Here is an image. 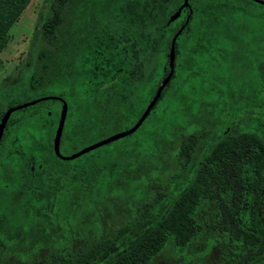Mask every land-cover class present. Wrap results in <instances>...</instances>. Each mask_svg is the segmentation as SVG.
I'll return each mask as SVG.
<instances>
[{
	"label": "rangeland",
	"instance_id": "374dc122",
	"mask_svg": "<svg viewBox=\"0 0 264 264\" xmlns=\"http://www.w3.org/2000/svg\"><path fill=\"white\" fill-rule=\"evenodd\" d=\"M7 1L0 5L5 31L0 110L11 101L63 93L68 112L60 151L65 155L125 130L139 118L169 64L168 45L185 14L182 8L171 19L183 0H71L57 32L60 62L45 72L39 88L31 89L40 33L54 0H23L17 14L12 9L21 0ZM190 2L192 19L177 39L174 77L139 132L60 160L52 147L60 105L48 100L13 115L5 145L10 159L5 147L0 151V264L48 263L55 256L74 255L132 223L93 263L109 264L158 224L195 175L218 130H250L264 137V5L254 0ZM105 51L102 61L115 59L116 73L124 76L119 93L113 72L106 76L109 67L104 71L105 65H98ZM98 101L104 106L94 104ZM199 133L187 164L172 181L179 141ZM66 167L73 186L65 200L48 203L20 186L33 181L28 177L33 170L40 186L46 174ZM259 213L264 216V186ZM219 218L215 201L202 199L196 237L182 250L168 241L151 264H223L222 252L230 244L218 229ZM253 264H264V256Z\"/></svg>",
	"mask_w": 264,
	"mask_h": 264
},
{
	"label": "trees",
	"instance_id": "16d2710c",
	"mask_svg": "<svg viewBox=\"0 0 264 264\" xmlns=\"http://www.w3.org/2000/svg\"><path fill=\"white\" fill-rule=\"evenodd\" d=\"M69 1L71 0H54L48 18L42 26L40 33L41 43L37 52V61H39V63L37 71H35L29 79V86L31 89L39 88L46 74L45 72L52 71L54 63L58 65L60 62L62 48H58L61 38L58 39L57 32H59V27L65 19L64 9ZM5 3L8 4L9 1L0 0V5ZM22 7L23 0L18 1L12 10H16L15 14H17ZM190 7L191 2L189 0L188 6L185 8ZM12 14L13 11L6 16V20L10 18ZM187 14L189 16V18L187 17L188 21L183 20L181 26H178L174 32L175 34L177 30L183 26L174 43L175 53H177L178 48L177 39L188 31L193 11H189ZM3 38H5V31L3 32V30H1L0 25V48L5 42ZM76 38L77 37H71V41H75ZM108 53L109 51L102 52L98 65H105L103 68L104 71L106 66L107 68L109 67L107 73L105 72L106 76L112 75L113 72L115 78L114 84L117 93H119V90H122V82L120 81L124 76L120 73H116L114 68L115 59L110 58L108 64L102 61L101 58L108 56ZM174 71L175 68L173 67L169 80L162 88L160 96L156 100L151 111L156 108L164 98L167 86L174 77ZM164 72L165 74L157 84V89L163 79L170 73L169 64L166 65ZM91 77L94 78V75L92 74ZM101 78L106 77L102 76ZM108 80L109 79H107V81ZM155 92L152 97L155 95ZM57 95L65 99L63 93L60 92ZM107 99L108 104L113 102V98ZM48 100L56 102L58 106L61 105V102L57 99ZM48 100H42L38 102V104L36 103L11 113L1 138L0 151L7 145V133L13 128V123L11 122L13 115L29 108L41 106ZM20 103V101H11L9 102V107ZM94 104L99 107L104 106L102 101H98V103ZM4 111L5 110H0V118ZM151 111L137 130L124 138L139 132L146 123ZM44 113L45 116H48L46 111ZM29 119L30 118H28L27 121ZM217 133L218 136H216L215 142L211 144L203 160L199 162L195 175L187 182L185 187L181 189L179 196L160 218L158 224L150 228L135 242L122 250V252L109 264H151L154 256H156L170 240L175 248L182 250L199 232L200 225L197 221V211L202 199L214 200L220 212V218L217 224L218 229L220 232L227 235L230 244L229 248L222 252L221 258L223 264H253L258 258L264 256V216L259 213L262 189L264 186V137L250 130H239L235 132L224 129L221 131L218 130ZM202 134L203 133H199L198 135L187 134L185 139L179 141L174 155L175 164L172 166L174 169L171 178L172 181L176 179L187 164L194 151V146ZM7 149L6 147L3 149V151H5L4 155L6 158L8 157L10 159ZM54 157L57 158L56 155H54ZM1 160L2 159H0V162ZM67 169L68 167L63 169V171L53 169L52 173L50 172L45 175L43 183L40 186L37 184L36 170L30 173L32 177L28 176L29 180H33L32 182L27 181V183L24 184V182L21 181V184H13H20L27 194L36 192L43 195L45 200H48V203H54L57 202V200H65L67 192L71 190L73 186V182L69 179L70 176ZM55 178H58L59 182L54 185L53 180ZM77 195L78 197L81 196L78 193ZM55 210H57V208H55ZM244 214H248V218L243 220ZM131 225L132 223H126L111 237H106L99 241L95 240L87 249L74 255L55 256L48 261V263H46V261H37L30 264H93L110 247L116 245L120 238L131 229Z\"/></svg>",
	"mask_w": 264,
	"mask_h": 264
},
{
	"label": "water",
	"instance_id": "95a60500",
	"mask_svg": "<svg viewBox=\"0 0 264 264\" xmlns=\"http://www.w3.org/2000/svg\"><path fill=\"white\" fill-rule=\"evenodd\" d=\"M254 1L258 2V0H254ZM188 3H189V0H183L182 4L179 6L176 13L171 17V19L172 20L175 19L179 15L181 9L188 6ZM261 4L264 5V3H261ZM182 28H183V26L177 30V32L173 35L172 40H171L170 59H169L170 73L168 74V76H166L163 79L162 83L160 84V86L156 90L155 95L152 97V99L149 101V103L145 107V109L142 112V114L140 115V117L137 119V121L131 127L127 128L125 130H122V131L115 132V133L109 135L108 137L101 139V140H99L95 143H92L90 145L84 146L81 149H79L78 151H75L69 155H63L60 152V140H61V135H62V131H63L65 118L67 116L68 106H67L66 101L63 98L53 96V95H46V96H42V97H37L35 99H31L29 101L22 102L20 104L15 105V106L8 107L4 111L2 117L0 118V142H1V138H2L3 133H4L5 126H6L7 121H8L12 112H14L15 110H18V109L25 108L27 106L34 105V104H36L42 100H48V99H59L62 103L61 108H60L59 120H58V123L56 126V130H55L53 142H52L54 154L56 156H58L60 159H63V160L74 159V158L80 156L81 154H84V153H86L92 149H95V148L100 147L104 144L110 143V142L115 141L117 139L123 138L127 135H130L131 133H133L134 131L137 130V128L142 124V122L145 120L147 115L150 113V111H151L152 107L154 106L156 100L160 96L162 88L164 87L165 83L169 80V77H170V75L173 71V67H174V57H175V55H174V43L176 41L178 34L182 30Z\"/></svg>",
	"mask_w": 264,
	"mask_h": 264
},
{
	"label": "flooded vegetation",
	"instance_id": "af4514ba",
	"mask_svg": "<svg viewBox=\"0 0 264 264\" xmlns=\"http://www.w3.org/2000/svg\"><path fill=\"white\" fill-rule=\"evenodd\" d=\"M183 11H185V14H183V17L181 18V21H180V23H179V26H181V24H182V21L184 20V21H188V19H187V17L189 18V16H188V14L187 13H189V11H192V8L190 7V8H185ZM181 16V15H180ZM175 20V19H174ZM180 40L178 41V48H177V52H178V50H179V46H180ZM170 46H171V40H170V42H169V45H168V47H169V50H170ZM177 53H175V48H174V55H176ZM145 55L147 56L148 55V53H145ZM166 67V66H165ZM164 74H165V72H164ZM61 102V101H60ZM61 105H62V103H61ZM61 105H60V108H61ZM68 112V111H67ZM48 114H49V112H48ZM61 143V142H60ZM60 147H61V144H60ZM61 152V151H60ZM53 153H54V151H53ZM62 154V153H61ZM55 155V154H54ZM63 155H65V154H63ZM57 159H60L58 156H57ZM60 160H63V159H60Z\"/></svg>",
	"mask_w": 264,
	"mask_h": 264
},
{
	"label": "snow or ice",
	"instance_id": "6c2138e0",
	"mask_svg": "<svg viewBox=\"0 0 264 264\" xmlns=\"http://www.w3.org/2000/svg\"><path fill=\"white\" fill-rule=\"evenodd\" d=\"M258 2H260V3H264V0H258Z\"/></svg>",
	"mask_w": 264,
	"mask_h": 264
}]
</instances>
